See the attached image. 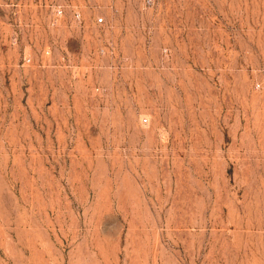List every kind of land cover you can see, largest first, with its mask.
<instances>
[{"label":"rangeland","instance_id":"374dc122","mask_svg":"<svg viewBox=\"0 0 264 264\" xmlns=\"http://www.w3.org/2000/svg\"><path fill=\"white\" fill-rule=\"evenodd\" d=\"M0 264H264V0H0Z\"/></svg>","mask_w":264,"mask_h":264},{"label":"built area","instance_id":"2783aa9c","mask_svg":"<svg viewBox=\"0 0 264 264\" xmlns=\"http://www.w3.org/2000/svg\"><path fill=\"white\" fill-rule=\"evenodd\" d=\"M61 12H62V10L60 9V7H58L57 9H55V14H56V15L61 14ZM76 17L79 18V14H77ZM97 22H98L99 24H101V23L103 22V18L99 17V18L97 19Z\"/></svg>","mask_w":264,"mask_h":264}]
</instances>
